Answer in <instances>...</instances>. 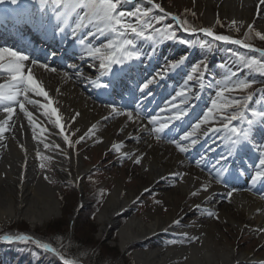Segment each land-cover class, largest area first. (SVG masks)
<instances>
[{"label": "bare ground", "instance_id": "obj_1", "mask_svg": "<svg viewBox=\"0 0 264 264\" xmlns=\"http://www.w3.org/2000/svg\"><path fill=\"white\" fill-rule=\"evenodd\" d=\"M200 1L203 4H198L199 8L206 25L210 28L217 14L220 13L227 15L230 18L229 21L237 22L235 26L230 24L226 34L231 37L234 34V28L238 27L241 21H249L248 17H258L260 19L259 28L264 29V4L261 0ZM155 2L158 1L155 0ZM7 12L10 14V11ZM13 12H16V6H13L11 13ZM0 15L4 22L1 30L6 33L5 35H8L16 44L25 42L26 38L19 35V32L13 28L15 26L11 24L12 19L7 18L1 12ZM48 34L54 35L55 32L49 30ZM69 50H72V45L68 50H64L63 54L66 55ZM25 54L31 59L38 60L40 64L48 65L46 60L33 57V55H45V49H34ZM26 64L31 65V61H27ZM73 65L76 67H70L67 71L55 68V72L46 70L39 64L32 66L35 76L43 82L49 95L55 101L54 106L59 109L64 134L72 129L78 137L84 136L89 139V143L99 140V147L126 155L133 162L131 165L137 164L135 163L137 157L141 158L137 168L141 169L139 181L142 185L138 186L139 183H135L139 187V190H135L122 179L114 180V186L110 187L106 198L96 212L99 222L98 235H108L109 230L117 228L118 243L121 248L151 241V247L142 248L132 254L138 264H236L242 261H264V255L259 256L248 249L232 245L225 233L214 229L215 221L211 218L215 217L218 221L224 219L232 225V228L255 232L258 242L264 244V231H262L264 230V204L257 196L246 192L244 188L231 192L232 195L229 197L230 184L215 181V173L217 174L222 169V161L219 164L216 163L220 156L212 147L213 145L209 146L212 151H206L204 161L210 162L211 169L204 174L189 165L177 148L169 146L155 136L148 135L150 129L135 113L131 111L133 119L129 120L126 114L118 115L109 107V105H115L120 113H124L125 111L118 105L97 102L87 90V85L91 82L89 72H93L94 69L92 67L82 68L79 63ZM49 68L53 67L49 66ZM77 72L82 75H77ZM64 73L68 75L65 76ZM105 77L110 78L111 76L106 75ZM119 78L120 74H115L113 82L114 86L121 90L123 86L119 87L115 83ZM29 96L33 100L45 102L43 98L33 96L31 93ZM129 99L132 100L131 94L127 100ZM25 107L33 113V121L38 125L35 128L36 138H33V125H30L24 113L19 111L18 105L16 114L7 126V131L0 136V218L7 222L12 216L21 215L33 226L59 215L60 212L59 202L55 196L56 188L49 184L46 175L37 168V152L54 158L53 168L58 173L60 182L69 181L74 186L80 185L87 166L82 157L85 153L79 152L75 145L70 146L65 143L60 130L55 126L54 118L50 120L44 116L43 109L38 104L25 103ZM77 113H79L78 116ZM6 116V113L0 112V120L5 119ZM74 116L76 119L73 121ZM93 125L96 126L95 129L85 136ZM210 127L213 125L199 134L198 143H205L211 139L209 136L213 132L208 131ZM41 128L44 129L43 132ZM45 144L50 147L46 149ZM54 145H59V148ZM113 145H120L119 152ZM87 149L90 151L89 147ZM230 172L222 174L230 180ZM177 173L181 174L180 179L173 181L169 179L170 175ZM155 183L161 184L160 187L168 183L174 184L173 189L161 188L160 191L165 201L171 204L173 202L183 205L186 203L191 209L204 212L213 204L211 199L217 193L226 196L230 206L216 205L215 208L218 211L213 212L215 216L210 218L209 223L204 224L173 223V221L183 219L175 207L164 215L160 211L152 212L148 220H143L136 214H128L122 223L119 219L120 215L130 210L140 190L144 187L151 188ZM205 184L208 185L206 191L202 188ZM193 192L198 194L193 196L191 195ZM82 201L80 200L76 205L75 212L81 208L79 204ZM197 205L199 208L196 207ZM72 220H70L71 223ZM178 233L189 240L190 235L195 234L197 237L191 239L189 244L177 242L169 246L161 245L162 241H165L163 237Z\"/></svg>", "mask_w": 264, "mask_h": 264}, {"label": "rangeland", "instance_id": "obj_2", "mask_svg": "<svg viewBox=\"0 0 264 264\" xmlns=\"http://www.w3.org/2000/svg\"><path fill=\"white\" fill-rule=\"evenodd\" d=\"M27 3H25V0H18L17 4H12L11 0H4V2L0 3V9H5L8 11H12L13 5L17 6V11L16 13L20 12L19 16L20 20H25L26 18L29 19V15L34 14V12H36L37 10H40V6L38 3L35 2V0H30L32 1V3L34 4L33 7H26V5H30L28 2L29 0H26ZM126 1V0H125ZM158 2L156 3H160L161 7L165 10L166 13H173L177 16H179L181 18V20H187L189 22V24H191L193 27L201 28H208V26L206 25L204 18H203V13L201 12L199 5L198 4H203L202 1L200 0H157ZM24 3V4H23ZM36 4V5H35ZM141 6L143 7V5L145 7H151V5L147 4L145 2V0H133V2L131 3H124L122 2L120 5L121 10H128L131 11L134 8H136L137 6ZM213 5V4H211ZM154 12H156V16H160V15H164V13H161L158 9L154 10ZM22 13H26L25 15H22ZM194 13V15H193ZM40 13L39 11L36 12L35 14V19L38 20L40 17ZM171 16H166L164 21L162 22V25L164 24H170L173 26V28L178 29V25L176 22H174L172 20V18H170ZM51 18V12L49 11L47 14H45L42 11L41 14V18L39 19L40 22L43 20V27H45V33L44 36H46V32L49 31L50 28H48V24L53 27L55 21L54 19H50ZM18 21L19 18L17 19ZM230 18L227 15H222L220 13L217 14V17L215 18L213 24H212V29L216 34H223L226 35L227 32L229 31L230 28V24L231 21H229ZM249 21L243 22L241 21L239 26L234 28V34L232 35V37L234 39H241V40H245L246 43H249L251 45H253L256 48H262L264 49V41L260 40L258 37L255 36V31H260L262 33H264V29L259 28V18L258 17H254V18H249ZM15 21V20H14ZM17 21V22H18ZM217 21H219V23H217ZM19 23V22H18ZM252 24L253 25V31L250 32L249 36L246 38L245 37V33L249 32L248 29V25ZM159 26V25H157ZM180 26V25H179ZM238 29V30H237ZM92 30V29H89ZM54 32V30H53ZM191 33V32H188ZM86 34V33H85ZM205 38L211 40L210 37L205 36L203 33H201ZM63 35L64 37H67L68 39V43H64V45H72V51L75 52V50L78 51V57L75 58H71L69 63H73L77 64V63H81V67H92L94 68V71L91 73L92 78H97L99 76L100 70H99V63L98 61H93L90 58L84 57L83 53L80 50L79 45L76 43V40L71 38L70 35V30L68 32L67 35ZM62 35H58V37L62 36ZM197 35V34H196ZM195 34L193 35H189V37L191 39L189 40H196ZM194 38V39H193ZM90 41L94 44H103L105 42L106 37H101L99 35H97L96 37L93 38H89ZM142 42H145L144 40H140ZM198 41H201L198 40ZM204 41V40H203ZM206 41V40H205ZM215 42H219V41H215ZM220 44H222V46L224 44H229V45H236V44H232V43H225V42H219ZM188 46V45H187ZM237 48H239L238 46H236ZM198 50V55L196 53V56L193 58V55L191 52L186 53L187 58L191 60V58H193L192 62L197 59V57L199 58L198 60H196L194 63H192L191 61V65L192 66V70H193V66H199L198 67V71L196 73H193L192 70H190L188 72V76L189 74L193 75V79L191 80V84H193V88L190 94H188V96H196L197 93L199 92H203V94L206 96L207 93H210V97L207 96L206 99V104L204 105V109H203V114L204 111L210 106L211 104V100L213 98L216 97V90L219 87V85L217 84L218 81L222 80L224 76L229 75L231 73H233L234 71L236 72V77L235 79H246V80H255L257 79V75L256 72L253 70H250L248 68H246L244 66V64L238 59V56L236 54L242 55L241 53H238V50L241 49H237V51L233 52V53H229V49H226L224 51L221 52V58L222 60L220 61L219 65L217 66V68H215L216 76H217V80L211 83V89H207L206 88V76H205V72L202 71V66L204 64L203 61H201V59H205L208 57V55H210V52L212 51V46L209 47H202L199 43H196V47H194ZM191 49V47H188L187 51H189ZM142 52V50H140ZM191 53V54H190ZM76 55V53H74ZM73 54V55H74ZM147 53H142L143 58L139 59V60H143L144 57L146 56ZM60 56V53L58 52H54L51 54V58L55 57L58 58ZM149 59H150V55L148 54ZM178 55H175L174 57H177ZM256 57V56H255ZM148 59V61H149ZM168 59H170L168 57ZM210 60V59H208ZM207 60V61H208ZM46 61H48L46 59ZM52 60H50L51 62ZM68 61V59L66 60ZM172 61H175V58L172 59ZM188 62V60H186ZM222 61H224L222 63ZM48 62V63H50ZM157 62V61H156ZM156 62L153 61L152 65H154ZM59 63V61H57V63H55V68L56 65ZM84 63V64H83ZM139 61L138 62H132V64H135L138 68L140 73H144L146 72L145 69L147 65H141V67L139 66ZM83 64V65H82ZM190 64V63H189ZM95 65V66H93ZM168 65V62H163L161 61V63L155 64L154 65V69L150 72V74L148 75V77L145 79H149L152 77H157V73L162 72ZM71 66V65H70ZM145 66V67H143ZM119 67V66H117ZM201 68V69H200ZM59 69V68H58ZM62 70H66V68H62ZM241 70V71H240ZM202 71V77L200 76V73ZM240 71V72H239ZM129 72H134L133 70L129 71ZM171 72V70H169L167 72L166 75L163 76V78H159L157 77L155 82L151 85H159V86H163V88L166 86V82L167 80L170 78L169 73ZM244 72V74H243ZM90 73V72H89ZM184 78L182 80V86L186 87L187 86V78ZM201 77V78H198ZM145 80L140 81L139 84H137V86L134 87V90L136 91L137 94H141L143 93L140 89V84L144 83ZM159 80H161V82L159 83ZM259 85L261 83H258ZM150 85V86H151ZM178 85V84H177ZM177 85H173L171 84L169 86V90H171L172 92V98L176 96V92L174 93V91H176V87ZM263 84H261L262 86ZM175 88V89H174ZM88 91L89 89L92 90L93 92H96V90H93L92 85H88L87 87ZM244 93L242 92H232V93H228L227 95L229 96H234L236 98L241 99V101L243 102V95ZM96 98V95L94 96ZM116 98V97H115ZM181 97H177L175 101L171 100L170 103H175L176 102L178 104H180L181 101ZM97 102L101 103V104H106L103 103L99 100H96ZM192 102L187 103V107H188V112H189V107L191 105ZM142 104L138 103L136 104V108L137 109H141ZM170 106V105H169ZM168 106V107H169ZM183 107V106H182ZM130 109V108H129ZM251 109V108H250ZM261 110L264 111V107L260 108ZM135 113V115L137 116V112H133ZM200 113L194 111L192 114L188 113L185 117H187L185 123H184V127H180V124L173 122V123H169L170 127H171V133L175 134V136H173V140H176L175 138H181V136H183V134L185 132H189L192 130V125L194 123H196L202 116ZM230 114V113H229ZM159 115V117H161L162 115L156 112H147L146 114H139V119L146 124V126L150 129V131L148 132V135H152L155 136V132H153V128L157 127V125L149 123V117L151 116H157ZM164 115H166L167 117L165 118H160V119H167L168 117H171L173 115L172 111L168 110L166 113H164ZM201 115V116H200ZM111 119V118H110ZM168 123V120L166 121ZM108 123V122H107ZM165 123V122H162ZM215 124L219 125V120L217 119ZM210 125H213L212 123L206 124V125H201V128L199 130L196 131L195 135L193 137L190 138V141L192 139H195L196 141H198L199 139V133H201L203 130L207 129ZM180 127V128H179ZM179 128V130H178ZM178 130V132H177ZM67 135L69 136V139L72 141V145L71 146H76L77 150L81 153H85L84 155H82V157L84 158L85 164L87 166V170L84 173L81 183H80V187L74 186V184L72 185V182L70 183L69 181H62L60 182L59 178H58V173L56 172L54 167V161L55 159L47 156L45 154H41V157H48V159H41V158H37L38 159V165L37 168L39 169V171L43 172L46 175V179L48 180L49 184L53 187L56 188V198L59 202V215L48 218L45 222H41V224H35V225H31L30 222L28 220H26L24 217H22L21 215L19 216H12L10 218V220H8L6 222V220H4L3 218H0V230L1 231H7V232H12V233H16L19 235L21 234V231H23V229H26L29 233H35V232H47L49 234H47V238L48 239H54L58 242V247H56L59 251L60 248L62 246V244L59 243V237H60V232L57 230H68L72 232L73 228L76 231L80 230V234H85V237L87 236L88 242L87 245L90 247H94L92 245L93 242H95L96 246L97 244H99L100 246L94 247L96 248L97 251H93L91 248L90 250L93 253L99 254V251L102 253L105 249V247L107 248H114L117 252L121 253V259L119 257L118 263L119 264H138L136 262V260L133 258V255L135 251L140 250V249H146L151 247V241H146L144 243H140L138 245H132L129 247H125V248H121L119 243H118V229L117 228H112L111 230H109V234L108 235H104V236H100L98 235V226H99V222H98V218H97V210L99 209V207L101 206V204L103 203L104 199L107 196V192L109 191L110 187H113L114 184V180H124L125 183L130 186L132 189L135 190H139L138 186H141L142 183L141 181H139V174L141 173V169L139 170V168H137V164L131 165V163H133L130 158H128L126 155L124 154H118L117 152L113 151H109V149H104L103 147H99L98 143L99 140H96L95 142H90L89 143V139L84 138V140L79 141L78 135L75 134L74 130L70 129L68 130ZM223 133H217V132H213L211 134V141H207L205 142L201 147H204V149H207V147L210 146L211 142L213 143V147L217 148L218 154L224 155L227 157V160L225 161V163L229 166V168H231L232 165V161L234 160L233 156L230 157L231 155H229V145L228 142L223 139ZM156 137V136H155ZM258 139V138H257ZM260 139V140H259ZM258 141L261 142V148H262V152H264V142H262L263 140H261V138H259ZM188 140V139H185ZM77 141H79L77 143ZM178 142V141H177ZM180 143L182 146L185 145L184 142H178ZM189 145H196L197 142L195 144H192L191 142L188 143ZM245 144V143H244ZM69 145V144H68ZM169 146H174L176 147L175 144H168ZM171 146V147H172ZM87 147L90 148V151H88ZM239 147V146H238ZM237 147V148H238ZM212 150V149H211ZM240 150V149H239ZM179 151V150H178ZM257 151L259 152V149H257ZM235 154H237V149L234 151ZM261 152V149H260ZM180 154H182V152H179ZM202 152L200 154H194L193 156H189V152L187 151L186 153H184V158L187 159V163L193 167H195L196 169H198L200 172L207 174V171L209 170L208 164L209 161H207L206 163H203V161H201L203 155H201ZM183 155V154H182ZM192 157V158H189ZM195 158V159H194ZM232 159V161L230 163H228L229 159ZM258 160V159H257ZM197 161H201L200 164H197ZM258 162V161H257ZM41 163L45 164L44 168H41L40 165ZM225 165V164H224ZM224 165H222V167L224 168ZM251 165V170H248L247 172V167L244 164V168L243 167H236L238 169H240V171L244 172L245 174H249V176L246 178L244 177V189L246 192H249L255 196H257L261 202L264 204V179H258L257 181H253L252 180V176L254 175L255 171L257 170L255 168V162L254 163H250ZM235 169V168H234ZM196 170V171H198ZM231 175V174H229ZM244 175V174H243ZM234 176H231V181L232 183L236 184L238 183V181L236 180V178L234 177V181L233 178ZM170 180H174V179H180V175H170L169 176ZM217 179V176L215 178V181ZM135 183H139L138 186H136ZM144 184V183H143ZM161 184H154L150 187H144L143 189L140 190L139 195L137 196L135 202L130 206V210L126 213V214H121L119 219L122 223H124V219H126L128 216V214H136L139 218H142L143 220H148V216L150 213L155 212V211H160V213L162 215H164L166 212H168L169 210H171L173 207L176 208V210L179 211L178 214H180L181 217H183L182 220L179 221L180 224L182 225H190V224H200V223H209L210 218L214 217V215H208V212H216L218 211L215 206L216 205H223L225 207L230 206L229 202L226 199V196L222 195V194H214V198L211 199V201H213V204L210 205V207H208V209H205L204 212H200L199 210H195V209H191L190 206L188 204H182V203H175L173 202L172 204L169 203L168 201H165V199L163 198V195L161 194V188L162 189H167V190H171L173 189L172 186H174L173 183H168V184H164V186L162 185L161 187L159 186ZM144 186V185H143ZM242 187V188H243ZM253 187V188H252ZM241 188V189H242ZM145 189H148V191H145ZM230 192H233L234 190L230 189ZM186 198V197H185ZM184 198V199H185ZM80 200H83L81 204H79L80 206L83 205L82 210H80V214H81V218L78 221V223L76 225L71 224L70 220H72V218L74 219V215L73 212L76 205L78 204V202ZM158 201V202H157ZM86 202V204H84ZM183 205V206H182ZM264 210V207H263ZM214 219V223H215V230H218L219 232H223L227 235V239L230 241V243H232V245L237 246V247H243L245 249L250 250L252 253L257 254V255H264V244H261L260 242H258L257 239V234L255 232L249 231V230H244L242 228H232V225L225 221L224 219L218 221L216 220V218H211ZM54 225H58V226H62L58 229L54 227ZM235 226V225H234ZM72 227V229H71ZM236 227V226H235ZM20 232V233H19ZM1 234V232H0ZM16 234V235H17ZM30 235V234H29ZM31 237V235H30ZM197 235L193 234L190 235V240L191 239H196ZM163 239H165V241H162L163 246H169L172 244H176L177 242H182L184 244H189L190 240L188 238L183 237L180 233L178 234H174L172 236H168V237H163ZM7 240V239H6ZM8 241V240H7ZM17 241V242H16ZM244 241H246V243H244ZM1 242V241H0ZM14 243H21L20 245L22 246L23 244H30L32 243L31 241H21V240H13ZM91 242V244H90ZM243 243L245 245H243ZM34 244V243H33ZM61 245V246H60ZM87 245H83V246H79L77 248V251L81 254V255H86L85 252H87ZM32 246V245H31ZM35 248L36 250L37 247L32 246L30 249L29 247H27L26 249H24L27 254L33 252L32 249ZM21 249V248H20ZM22 251V250H21ZM34 255L36 256V252H34ZM10 257V254L6 253V254H2L1 257ZM45 257V255H43ZM58 260H60L61 262H63L58 256H57ZM100 258V257H99ZM73 259V258H72ZM123 259V260H122ZM76 260V259H75ZM74 260V261H75ZM5 261H1L0 260V264H5ZM102 261H99V263H101ZM7 263V262H6ZM64 263V262H63ZM85 264L83 262V260L79 261V258H77V262L76 264ZM236 264H264V261H250V262H238Z\"/></svg>", "mask_w": 264, "mask_h": 264}, {"label": "snow or ice", "instance_id": "obj_3", "mask_svg": "<svg viewBox=\"0 0 264 264\" xmlns=\"http://www.w3.org/2000/svg\"><path fill=\"white\" fill-rule=\"evenodd\" d=\"M4 0H0V3ZM39 4L40 9L47 14L51 12V18L54 19L53 25L56 35H67L70 30L71 38L76 40L84 57L90 58L93 61H98L100 76H104L110 72H113V66H119V69L126 65L131 64L133 61H137L141 58L142 52L137 46V40H148L155 44L160 39H177L176 33L173 30V26L170 24H164L162 27L157 25L162 24L166 16H171L185 32H191L196 34L197 32L203 33L205 36L210 37L213 41L232 43L241 46L245 49H250L253 52H258L259 57L239 55L238 59L244 64V66L250 70H253L261 75H264V49H257L253 45L246 43L245 40L234 39L229 35L216 34L212 28H196L189 22L181 20V18L173 13H166L159 3L155 0H145L151 7L137 6L131 11L121 10L120 5L124 0H35ZM131 3L133 0H126ZM12 4H17L18 0H11ZM264 4V0H261ZM158 9L164 15L154 16L153 12ZM194 15V13H193ZM43 24L44 21L42 20ZM219 23V21H217ZM231 24L235 26L236 21H232ZM92 29V30H89ZM249 32L245 33L247 38L251 31H253V25H248ZM238 30V29H237ZM86 33V34H85ZM106 37L103 44H94L89 38ZM255 36L264 41V33L255 31ZM180 43L188 46H193L199 43L202 47H211V44L207 41H195V40H179ZM31 61V65L26 64L27 61ZM185 60V57H181L176 61H169L167 67L157 73V77L163 78L169 70L177 69ZM46 70L55 72V68H49L47 64H40L38 60L31 59L29 55H26L23 51L17 50L12 47H0V112L6 113L5 119L0 120V136L7 131V126L10 125L13 116L16 114L17 105L19 111L23 112L28 119L29 124L33 125L34 139L35 128L38 126L33 121V113L28 111L25 107V103L38 104L43 109V115L50 120L54 118V123L57 129L60 130V134L63 136L65 143L72 145V141L67 134H64V128L62 123V116L59 113V109L54 106L55 101L49 95L43 82L38 79L33 71L32 66L38 65ZM95 66V65H93ZM71 67L75 68V65ZM198 65L193 66V73L198 71ZM77 75L82 73L77 72ZM67 76V73H64ZM157 77H152L145 80L140 84V89L143 92L153 84ZM202 77V74H201ZM198 77V78H201ZM236 73L233 72L223 77L218 81L219 87L216 90V97L211 100L210 106L204 111L203 116L192 125V130L185 132L181 136V140L190 139L193 137L197 130L201 128V125L209 123L215 124L216 120H219V127H210L209 132L223 133V139L228 142L230 147L229 155H232L238 146L250 140L251 127L257 120H264V111L257 109H250L248 101L252 99V93L249 92L244 97L243 102L241 99L234 96L227 95L228 93L240 91L245 92L256 83L255 80L235 79ZM189 81L193 79V75L189 74ZM92 83L97 88H107L108 84L104 83L97 77ZM187 83V81H186ZM59 91V89H57ZM260 91H264L261 89ZM189 89L186 87L177 91L176 96L172 98L173 101L177 97H181L180 104L170 103L169 109L173 115L168 117V123H159L158 127L153 128V132L157 133V139L160 138L159 133H163L165 129L169 127V123L173 120H182L188 114V107L186 106L190 97L188 96ZM36 97L43 98V101L33 100L29 94ZM151 95V93H149ZM199 94L197 93V96ZM183 106V107H182ZM113 112L116 114H126L129 120L133 119L131 111H125L120 113L115 105H109ZM164 111V110H162ZM230 113V114H229ZM139 110L137 116H139ZM77 116L79 113L76 114ZM76 117H72L74 121ZM160 120L159 115L149 117V123L156 124ZM93 125L85 136L89 135L94 129ZM44 129L41 128V132ZM206 134V133H205ZM84 136L79 138V141L84 140ZM77 141V143L79 142ZM175 144L180 152H186L188 149L178 143L176 140L170 141ZM197 141L191 140L192 144ZM47 149L50 145L45 144ZM59 148V145H54ZM116 151L119 152L120 145H113ZM37 157L41 159H48V157H41V154L37 152ZM227 157L221 155L216 161L217 164L220 161H226ZM141 158L137 157L135 163L139 164ZM201 161H197L200 164ZM41 168L45 167L44 163H41ZM257 169L252 176V180L255 182L258 179H264V152L260 154L258 162L255 163ZM227 168H222L217 172V183H221L220 176L223 172H227ZM174 175H181L179 173ZM47 178V177H46ZM203 190H207L208 185H202ZM148 191V189H145ZM197 192L191 193V195H197ZM231 192L228 193L230 197ZM158 202V201H157ZM199 208V205L196 206ZM208 215H214L212 212H208ZM173 223H179V220L173 221ZM264 231V230H262ZM186 235V234H185ZM7 240H21L31 241L38 247L43 248L45 251H55L50 244L35 240L25 234L17 236H5L0 237ZM63 259V258H62ZM64 264H76L75 261L65 259Z\"/></svg>", "mask_w": 264, "mask_h": 264}, {"label": "trees", "instance_id": "obj_4", "mask_svg": "<svg viewBox=\"0 0 264 264\" xmlns=\"http://www.w3.org/2000/svg\"><path fill=\"white\" fill-rule=\"evenodd\" d=\"M241 53H245L247 55H254L259 57V53L258 52H253L251 50H241ZM258 81H264V75H258ZM255 91V87L254 85H252L251 88H249L247 91L242 92L244 93V97L248 95L249 92L252 93V97L254 99L256 98H260V96L253 95ZM81 218V214L79 212L78 215L75 216L73 222L71 224L76 225L78 223V221ZM58 226V225H57ZM56 225H54L55 228H57ZM62 227V226H58V229ZM72 229V227H71ZM60 232V237H59V243L62 244V246L60 247V252L62 255L68 257V258H73L76 259L79 258V261L83 260V262L85 264H119L118 260L119 257L121 259V253L117 252L113 247L112 248H107L105 247L104 251L101 253L99 251V254L93 253L90 248L93 251H97L96 248L97 246H100L99 244H97V246L95 245L96 243L93 242L92 245L94 247H90L87 245L88 240L84 239L85 234H80V230L76 231L74 228L71 232L68 230H57ZM1 234H8V235H15L16 233H12V232H7V231H1ZM20 233V232H19ZM21 233H26V234H30L31 237L33 239H38L41 240L43 242H47L50 243L54 246H58V242L54 239H48L47 238V232H35V233H29L26 229H23V231H21ZM85 238H88L87 236ZM17 242V241H16ZM21 243H3L0 242V254H4V253H8L10 254L11 258H16L17 260H22L25 264H64L63 262H61L60 260H58L57 256L55 254H51L45 250H42L40 247H38L36 244L30 243L28 245L23 244L22 246L20 245ZM91 244V242H90ZM37 247L38 250L35 249L33 250V252L27 254V252L24 250L27 247H29V249L32 246ZM79 246H83V245H87L86 249L87 252H85L86 255H81L78 251L77 248ZM21 248V249H20ZM22 250V251H21ZM34 252H36V256L34 255ZM45 255V257L43 256ZM100 257V258H99ZM123 260V259H122ZM99 261H102L101 263H99Z\"/></svg>", "mask_w": 264, "mask_h": 264}]
</instances>
